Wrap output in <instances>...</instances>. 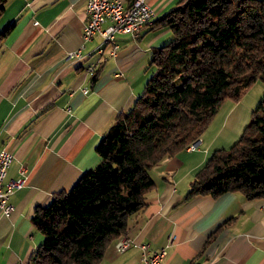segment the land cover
Segmentation results:
<instances>
[{
	"label": "crops",
	"instance_id": "crops-1",
	"mask_svg": "<svg viewBox=\"0 0 264 264\" xmlns=\"http://www.w3.org/2000/svg\"><path fill=\"white\" fill-rule=\"evenodd\" d=\"M86 1L8 0L0 15V31L10 26L0 40V150L14 155L6 180L26 177L11 194L13 211H0V264L29 261L43 239L31 221L35 208L100 161L101 137L155 72L152 48L171 39L157 19L179 0H148L154 23L135 37L119 34L114 54L109 47L96 51L101 35L95 34L82 56L69 57L82 45ZM98 60L94 78L88 66ZM233 109L220 116L218 110L195 148L152 167L155 184L145 207L129 218L128 248L116 252V238L98 264H141L142 243L165 247L166 264H264V198L239 191L185 198L196 171L214 149L228 147L227 139L234 140L245 122L243 112Z\"/></svg>",
	"mask_w": 264,
	"mask_h": 264
},
{
	"label": "trees",
	"instance_id": "trees-1",
	"mask_svg": "<svg viewBox=\"0 0 264 264\" xmlns=\"http://www.w3.org/2000/svg\"><path fill=\"white\" fill-rule=\"evenodd\" d=\"M157 24L171 39L152 48L155 72L101 137L100 161L35 208L43 239L31 264H98L147 204L152 167L198 140L227 97L264 82V0H179ZM226 191L264 198V93L239 137L196 171L185 198Z\"/></svg>",
	"mask_w": 264,
	"mask_h": 264
},
{
	"label": "built area",
	"instance_id": "built-area-1",
	"mask_svg": "<svg viewBox=\"0 0 264 264\" xmlns=\"http://www.w3.org/2000/svg\"><path fill=\"white\" fill-rule=\"evenodd\" d=\"M155 17L156 12L148 0H132L128 4H125L123 0H87L86 20L81 33L82 45L78 50L70 52L69 57L82 56L81 49L95 34H100L102 37L96 51L103 54L106 47H109L108 52L114 54L120 47L119 34H130L135 37L143 27L153 24ZM99 63L100 60L88 66V71L94 74ZM195 142L191 143L189 149L195 148ZM13 158L14 155L10 150L5 148L0 150V211L6 215L14 209V204L10 201L11 194L22 187L26 180L24 176L6 180ZM130 239L128 233L120 235L116 251H125L129 246ZM141 250V264H166L164 262L167 255L165 247L152 250L149 244L142 243ZM20 264L29 263L22 261Z\"/></svg>",
	"mask_w": 264,
	"mask_h": 264
},
{
	"label": "rangeland",
	"instance_id": "rangeland-1",
	"mask_svg": "<svg viewBox=\"0 0 264 264\" xmlns=\"http://www.w3.org/2000/svg\"><path fill=\"white\" fill-rule=\"evenodd\" d=\"M100 41H102V37L100 38ZM263 93H264V82L262 80H257L244 92V94L240 97L239 100H235L233 98L227 97L224 100V102L222 103V105L220 106L219 116L222 114V111H225L226 109L228 110L230 108H234L233 109L234 111L241 110L243 112V114L245 115L246 120H245V122H243V124H241V125L239 124V126L237 128L238 132H237L235 139H237L239 137V135L241 134V132L243 130V127L251 120V112L259 103ZM250 107H253V108H250ZM237 125H238L237 123L234 124V126H237ZM227 128H226V130H227ZM223 132L225 133V130ZM198 140H196V142H195L196 144L198 143ZM234 140H232V137H231V140L227 139V143H230L229 146L231 145V143H233ZM193 142H191V143H193ZM191 143H189V144H191ZM190 147H187V148H190ZM38 231H40V230H38ZM40 233H41V236H43L41 231H40ZM26 262H28L30 264L29 261H26Z\"/></svg>",
	"mask_w": 264,
	"mask_h": 264
},
{
	"label": "bare ground",
	"instance_id": "bare-ground-1",
	"mask_svg": "<svg viewBox=\"0 0 264 264\" xmlns=\"http://www.w3.org/2000/svg\"><path fill=\"white\" fill-rule=\"evenodd\" d=\"M119 243V238H118V240H117V244Z\"/></svg>",
	"mask_w": 264,
	"mask_h": 264
}]
</instances>
